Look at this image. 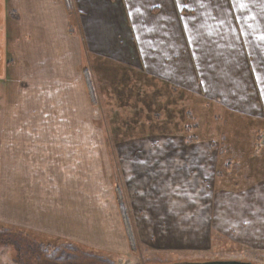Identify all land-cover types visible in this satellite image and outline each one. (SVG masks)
<instances>
[{
    "label": "crops",
    "instance_id": "0c3cea01",
    "mask_svg": "<svg viewBox=\"0 0 264 264\" xmlns=\"http://www.w3.org/2000/svg\"><path fill=\"white\" fill-rule=\"evenodd\" d=\"M218 107L256 140L264 0H0V225L152 258L264 242V180L218 185Z\"/></svg>",
    "mask_w": 264,
    "mask_h": 264
},
{
    "label": "trees",
    "instance_id": "16d2710c",
    "mask_svg": "<svg viewBox=\"0 0 264 264\" xmlns=\"http://www.w3.org/2000/svg\"><path fill=\"white\" fill-rule=\"evenodd\" d=\"M239 118L242 116L229 113L221 123V126L225 127V131L218 130L222 137L217 140L218 162L215 176L218 185H240V187L247 188L257 181L264 180V170L251 169V165L259 166L264 157V143L261 141L264 137V126L258 124L254 126V130L250 131L256 134L255 141H240L238 142L239 145H233L236 142L234 141L231 147L229 145L231 142L226 138L225 132L233 135L249 133L248 126L237 124ZM129 235L132 246L135 248L136 244L131 230H129ZM0 244L10 245L19 250H33L31 254L40 257L47 264H74L78 259L87 260L90 259L89 257H95L108 264H113L110 260L96 255L93 251L82 249L73 243L36 244L25 232L15 231L4 225H0ZM88 261L86 264L90 263Z\"/></svg>",
    "mask_w": 264,
    "mask_h": 264
},
{
    "label": "rangeland",
    "instance_id": "374dc122",
    "mask_svg": "<svg viewBox=\"0 0 264 264\" xmlns=\"http://www.w3.org/2000/svg\"><path fill=\"white\" fill-rule=\"evenodd\" d=\"M197 102L201 103L202 106L207 107L208 109H212V107L211 108L208 107V104H204L201 99H198ZM187 108H191V106ZM191 109H192L191 111L192 114H194V112L196 113L198 112L197 108L195 110V106H194L195 111L193 110V108ZM208 109H205L204 113L202 114L198 112L197 116L195 117L200 123L201 122L206 123L208 121L207 119L210 118L211 111H209ZM213 115L216 119L217 130L225 131V127L221 126L222 121L225 119V117H227L224 114V110L218 107L217 113H214ZM227 121L229 122V120ZM194 132L195 131H193V129H191L190 127L187 128L185 135L189 136L192 135ZM247 197H250V195H248ZM259 201H262V199H260ZM252 206H253L252 209L247 208L249 212L244 215L245 231L247 234H249V236L250 234H255L257 232V231L254 232L257 226H258V230L264 231V224H263L264 204L257 205L256 207H254V205ZM258 207L260 208V210H262L263 208L261 213L256 212V209ZM57 244H50V245H57ZM249 246L251 245H246L244 244V242L243 243L240 242L238 247L235 249L232 248L228 249L223 247V248H218L215 251L213 250L204 253L201 251L200 254L191 253L186 255L185 257L178 256L176 254H161L155 256V258H152V257H148V255L146 254L148 253L147 250L141 251L139 249H137L135 253L127 256H125L124 254H115V253H96V255L103 257L106 260L107 259L110 260L113 264H182L185 262L192 263L195 260H201V262L216 261V260H239V261H249L254 264H264V242L259 241L257 245H253L251 247ZM31 251L33 250H27V249L19 250L10 245L0 244V264H47L40 257L38 256L36 257V255L31 254ZM7 254L12 259V261H14L13 263L12 261L7 262V260H5L7 259ZM89 258L90 259H87L89 260L88 262H90L89 264H108L107 262L101 261L95 257H89ZM87 260L78 259L74 264H86Z\"/></svg>",
    "mask_w": 264,
    "mask_h": 264
},
{
    "label": "water",
    "instance_id": "95a60500",
    "mask_svg": "<svg viewBox=\"0 0 264 264\" xmlns=\"http://www.w3.org/2000/svg\"><path fill=\"white\" fill-rule=\"evenodd\" d=\"M186 264H254V263L249 261H239V260H216V261H206V262L186 263Z\"/></svg>",
    "mask_w": 264,
    "mask_h": 264
},
{
    "label": "snow or ice",
    "instance_id": "6c2138e0",
    "mask_svg": "<svg viewBox=\"0 0 264 264\" xmlns=\"http://www.w3.org/2000/svg\"><path fill=\"white\" fill-rule=\"evenodd\" d=\"M258 79H261L260 77H258Z\"/></svg>",
    "mask_w": 264,
    "mask_h": 264
}]
</instances>
